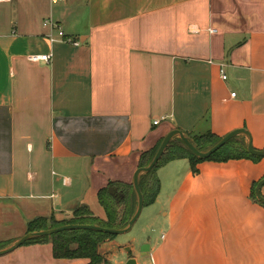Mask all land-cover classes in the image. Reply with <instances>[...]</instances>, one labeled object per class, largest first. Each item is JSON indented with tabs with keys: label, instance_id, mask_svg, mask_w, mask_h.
Here are the masks:
<instances>
[{
	"label": "crops",
	"instance_id": "1",
	"mask_svg": "<svg viewBox=\"0 0 264 264\" xmlns=\"http://www.w3.org/2000/svg\"><path fill=\"white\" fill-rule=\"evenodd\" d=\"M50 6L0 16V244L38 218L67 223L81 207L104 219L97 195L131 186L140 155L172 130L221 139L243 129L264 150V0ZM47 18L79 45L50 43ZM48 54L49 64L27 60ZM196 168L193 176L183 159L157 170L159 194L133 225L141 222L136 236L99 247L106 264H264V205L251 196L264 158ZM87 263L54 259L50 243L0 257Z\"/></svg>",
	"mask_w": 264,
	"mask_h": 264
},
{
	"label": "trees",
	"instance_id": "2",
	"mask_svg": "<svg viewBox=\"0 0 264 264\" xmlns=\"http://www.w3.org/2000/svg\"><path fill=\"white\" fill-rule=\"evenodd\" d=\"M184 135L191 140L192 144L200 152H205L219 141V138L210 134L204 136ZM159 145L153 150L140 155L138 168H146L149 165ZM183 159L188 160L193 176L198 175L196 167L202 162L225 163L240 159L261 160V158L250 156L246 151L244 142H236V138L230 140L225 146L204 161L196 159L179 139H173L153 169L141 175L138 179V186L143 197V208L154 204L159 194V181L156 176L157 170L170 162ZM108 188L115 189L117 196L109 194ZM119 195L123 198L119 199ZM251 196L254 198V193ZM135 198L136 196L132 186L117 183L109 184L107 188L97 195V201L104 212V219L94 217L88 209L81 207L72 213V217L67 223H57L52 217L35 219L27 224L26 233L57 229L66 225H87L103 229L122 230L126 228L130 218L134 214L136 208ZM114 239L116 237L112 235L95 231L74 230L64 231L51 237L34 239L25 243L23 246L27 244L50 243L52 257L56 260L80 259L88 261L87 264H106V261L99 254V245L105 241ZM7 246L0 244V250Z\"/></svg>",
	"mask_w": 264,
	"mask_h": 264
},
{
	"label": "water",
	"instance_id": "3",
	"mask_svg": "<svg viewBox=\"0 0 264 264\" xmlns=\"http://www.w3.org/2000/svg\"><path fill=\"white\" fill-rule=\"evenodd\" d=\"M238 136H244L247 138V145H246V151L248 152V154L252 157H257V158H264V150L263 151H257L254 150L251 146L250 143V139H249V135L248 133L243 130H235L233 132L228 133L227 135H225L224 137H222L221 139H219V141L213 145L211 148H209L208 150H206L205 152H200L191 142V140L186 137L182 132L178 131V130H172L170 131L161 141L154 157L152 158L151 162L149 163V165L146 168H138L135 173L133 174L132 177V182H131V186L133 188V191L135 193L136 196V208L134 211V214L132 215V217L130 218L126 228L122 229V230H110V229H103V228H99L96 226H82V225H66L57 229H51V230H46V231H41V232H34V233H27L25 234L23 237H21L20 239H18L17 241H15L14 243H12L11 245H9L8 247L0 250V257L8 255L10 253H12L13 251L17 250L18 248L22 247L25 243L34 240V239H39V238H46V237H51L52 235L64 232V231H74V230H88V231H95V232H99L102 234H108V235H112L114 237H118L121 236L123 234H126L128 232L131 231L133 225L135 224V222L137 221V219L139 218L141 211L143 209V197L142 194L140 192L139 186H138V179L141 175L146 174L148 172H150L153 167L158 163V161L161 159L165 149L167 148V146L169 145V143L173 140V139H179L181 141V143L189 150V152L198 160L200 161H204L207 160L211 155H213L214 153H216L219 149H221L223 146H225L230 140L234 139L235 137ZM264 185V179L261 180L255 187L254 189V195L256 200L264 205V198L260 195V189L261 187ZM108 192L109 194L113 195V196H117L116 195V191L113 188H108ZM123 197L121 195H119V199H122ZM126 264H134V261L132 259L128 260L126 262Z\"/></svg>",
	"mask_w": 264,
	"mask_h": 264
},
{
	"label": "built area",
	"instance_id": "4",
	"mask_svg": "<svg viewBox=\"0 0 264 264\" xmlns=\"http://www.w3.org/2000/svg\"><path fill=\"white\" fill-rule=\"evenodd\" d=\"M10 0H0V4H7L9 3ZM64 0H48V3L51 6H56L61 3H63ZM42 27L46 30L49 31L48 35V40L50 43L56 42V39H58L59 42L65 43V44H70L74 46H78L79 42L75 41L69 37H67L60 25H58L56 22H54L52 19L47 18L43 20L42 22ZM56 37V39L54 38ZM28 62L33 63V64H38V63H43V64H49L51 61V55H31L27 58ZM219 75L223 81L226 80V75L224 73L223 67L219 69ZM230 98H235V93H231ZM158 122H154L153 125L156 126Z\"/></svg>",
	"mask_w": 264,
	"mask_h": 264
},
{
	"label": "rangeland",
	"instance_id": "5",
	"mask_svg": "<svg viewBox=\"0 0 264 264\" xmlns=\"http://www.w3.org/2000/svg\"><path fill=\"white\" fill-rule=\"evenodd\" d=\"M38 4L50 5L48 3V0H10L9 3H7V4H0V16L3 19L10 20L12 18H16V16H15V9L16 8L23 6V7H29L30 9L31 8L33 9L35 7V5H38ZM38 18H40L39 15H38ZM236 142H239V140H237V138H236ZM135 205H136V198H135ZM140 223L141 222H139L135 226V228H133L132 231H130V232L126 233V234H123L121 236L116 237V238H118V241L119 240H121V241L122 240H127V239L130 240L132 238V236H136L135 234H136L137 230L140 227ZM140 237H141L140 235L137 236V238H139V239H140ZM111 241H113V240H111ZM111 241H105L104 243L111 242ZM102 244H100L99 247Z\"/></svg>",
	"mask_w": 264,
	"mask_h": 264
}]
</instances>
